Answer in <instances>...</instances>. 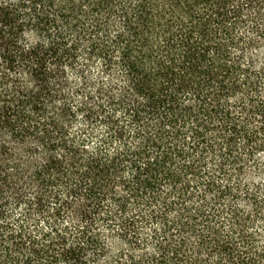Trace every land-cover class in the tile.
I'll return each mask as SVG.
<instances>
[{"label":"trees","instance_id":"1","mask_svg":"<svg viewBox=\"0 0 264 264\" xmlns=\"http://www.w3.org/2000/svg\"><path fill=\"white\" fill-rule=\"evenodd\" d=\"M263 49L264 0H0V264H264Z\"/></svg>","mask_w":264,"mask_h":264},{"label":"rangeland","instance_id":"2","mask_svg":"<svg viewBox=\"0 0 264 264\" xmlns=\"http://www.w3.org/2000/svg\"><path fill=\"white\" fill-rule=\"evenodd\" d=\"M264 50V49H263ZM262 161V163H264V155H262L261 157H260V162ZM259 162V163H260ZM262 182H263V184H264V169H263V173H262Z\"/></svg>","mask_w":264,"mask_h":264}]
</instances>
